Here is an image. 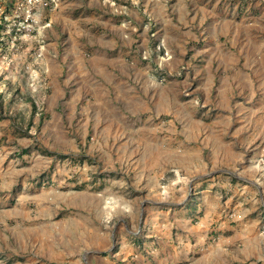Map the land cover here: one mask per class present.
Here are the masks:
<instances>
[{"label":"rangeland","instance_id":"obj_1","mask_svg":"<svg viewBox=\"0 0 264 264\" xmlns=\"http://www.w3.org/2000/svg\"><path fill=\"white\" fill-rule=\"evenodd\" d=\"M0 264H264V0H0Z\"/></svg>","mask_w":264,"mask_h":264},{"label":"trees","instance_id":"obj_2","mask_svg":"<svg viewBox=\"0 0 264 264\" xmlns=\"http://www.w3.org/2000/svg\"><path fill=\"white\" fill-rule=\"evenodd\" d=\"M42 150H43V149H42ZM22 151H23V152H27V151H28V148H24ZM44 151L46 152V150H44ZM46 153H48L49 155H53V152H46ZM58 157H59V158H69V157L74 158V157L71 156L70 154H58Z\"/></svg>","mask_w":264,"mask_h":264},{"label":"built area","instance_id":"obj_3","mask_svg":"<svg viewBox=\"0 0 264 264\" xmlns=\"http://www.w3.org/2000/svg\"><path fill=\"white\" fill-rule=\"evenodd\" d=\"M21 3H25L26 5H36L40 3L42 0H19Z\"/></svg>","mask_w":264,"mask_h":264}]
</instances>
